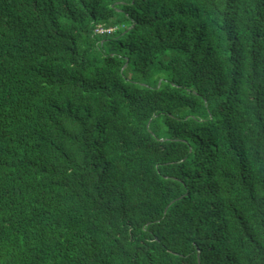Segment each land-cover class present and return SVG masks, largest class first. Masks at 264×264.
Here are the masks:
<instances>
[{"label":"trees","instance_id":"1","mask_svg":"<svg viewBox=\"0 0 264 264\" xmlns=\"http://www.w3.org/2000/svg\"><path fill=\"white\" fill-rule=\"evenodd\" d=\"M0 264H264V0H0Z\"/></svg>","mask_w":264,"mask_h":264},{"label":"built area","instance_id":"2","mask_svg":"<svg viewBox=\"0 0 264 264\" xmlns=\"http://www.w3.org/2000/svg\"><path fill=\"white\" fill-rule=\"evenodd\" d=\"M111 31H112V29L104 30V29L101 28L100 26H98L97 29H96V32H97V33H100V34H102L103 32L110 33Z\"/></svg>","mask_w":264,"mask_h":264}]
</instances>
